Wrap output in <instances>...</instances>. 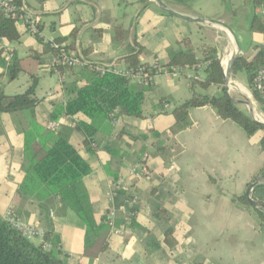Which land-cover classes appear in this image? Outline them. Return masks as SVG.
Wrapping results in <instances>:
<instances>
[{"label":"crops","instance_id":"0c3cea01","mask_svg":"<svg viewBox=\"0 0 264 264\" xmlns=\"http://www.w3.org/2000/svg\"><path fill=\"white\" fill-rule=\"evenodd\" d=\"M18 1L35 18L38 33L15 24L19 40L6 39L12 58L6 59L0 52V92L21 94L35 79L30 98L37 102L33 108L0 111V217L5 218L10 210L18 222L51 231L56 249L69 264H264V230L259 225L258 207L233 200L234 196L246 197L248 187L258 181L261 184L249 195L264 203V179H257L264 165L263 132L247 135L210 106L190 108L188 123L172 132V110L191 95L192 68L156 75L148 84L130 78L129 86L142 94L139 117L117 113L111 117L109 112L108 119L95 114L90 120L80 112L70 117L61 112L53 119V110L75 98L74 90L84 84V78L53 68L51 52L39 58L29 55L39 53L42 43L58 39L61 48L67 47L65 51L82 57L85 64L128 67L122 58L138 51L137 45L142 47L139 64L164 66L182 49L178 42L187 37L197 54L202 44H212L223 60L225 53L221 57L218 43L223 39L221 28L184 21L150 0L147 4L139 0ZM163 1L181 13L227 22L238 37L243 56L251 58L255 46L264 48V34L252 31L250 24L253 12L264 21V10H252L251 0ZM116 28L127 33L115 39ZM13 58L20 71L10 79L8 65ZM25 59L33 63L26 64ZM82 68L73 69L79 72ZM236 82L252 96L246 81ZM50 121H57L59 127L48 129ZM77 121L95 125L91 147H84L80 133L74 130ZM63 128L72 129L69 142L90 169L81 180L90 205V229L58 201L45 210L33 198L18 193L24 175L25 141L37 144L41 139L42 145L49 144L45 135ZM38 147L40 152L43 147ZM144 155L146 173L135 176L131 169ZM115 182H121V188L109 200ZM132 197L136 199L128 204L126 198ZM109 204L116 210L121 234L111 233L103 219ZM127 209L134 212L129 223L124 220ZM155 210H162L166 218L155 216ZM166 231L173 244L165 241ZM30 241L41 242L39 238Z\"/></svg>","mask_w":264,"mask_h":264},{"label":"trees","instance_id":"16d2710c","mask_svg":"<svg viewBox=\"0 0 264 264\" xmlns=\"http://www.w3.org/2000/svg\"><path fill=\"white\" fill-rule=\"evenodd\" d=\"M139 1L148 3V0ZM175 1L180 2L181 0ZM251 6L252 10L257 7H262L264 10V0H251ZM250 24L252 31L264 34V21L254 12ZM126 33L125 30L116 28L114 38L120 39ZM74 34L73 30L71 36L73 37ZM0 35L11 42L18 41L20 38L15 28L14 19L2 12H0ZM58 42V39L54 40V43ZM134 44L136 45V43ZM178 44L182 49L174 52L164 66L183 70L199 64L204 65V69L201 78H189L191 95L172 110L175 124L171 127V131L174 132L178 127L188 123L190 108L210 106L221 119L235 123L247 135L261 130L263 135L260 147L264 151V129L247 115L246 110L237 106L225 94L223 67L217 55V47L212 44H202L198 50L200 51L199 55L196 53L197 50L192 47L189 38H183ZM72 45L73 42L69 44V46ZM136 47H138V51L122 58L128 62L130 67L141 65L137 61V56L142 47L137 45ZM65 48L67 47H63V49ZM60 49L54 48L51 42L42 43V50L39 53L30 52L29 55L39 58L40 54L51 52L53 56H57ZM255 49L257 51L251 58L241 57L235 62L233 73L235 74L237 71L244 73L246 85L264 113V99L252 87V79L264 63V48L255 46ZM53 68L59 72L70 70L73 74L78 73L84 78V84L74 90L75 98L68 99L64 107L53 110L51 116L53 119L57 118L61 112L69 117L80 112L90 120L95 114H100L103 118L108 119V113H112L113 110H116L119 115L136 117L142 115L140 109L142 94L141 91L129 86L130 78L118 76L112 72L100 74L96 70V65L90 63H86L79 72L64 63L56 64ZM19 71L18 63L13 58L8 65L10 79H14ZM35 85L36 80L33 79L30 86L21 94L4 95L0 92V111L12 112L33 108L37 101L30 98V95L34 92ZM212 87L216 88L214 92L210 91ZM74 130L80 133L83 146L91 147L97 132L95 125L92 122L77 121ZM71 131L70 128H63L57 134L47 133L45 139L49 140V144L43 142L42 145L41 139L37 144L32 140L25 141L22 164L24 175L18 193L21 196L33 198L45 210L58 201L62 207L72 209L86 223L87 229H90L92 225L90 205L86 190L81 183L82 178L89 173L90 169L81 154L70 144ZM38 145L43 147L40 152L37 151L39 150ZM257 177V179H264V165L259 169ZM233 200L250 205L244 195L234 196ZM257 214L259 225L264 230V210L258 208ZM154 215L166 218L162 210H155ZM103 219L105 221V217ZM170 235V231H166L165 241L173 244V239H168ZM44 241L50 242L49 250L43 248L41 243L34 244L26 239L19 230L0 217V264H69L56 249L57 240L52 236L51 231L45 232Z\"/></svg>","mask_w":264,"mask_h":264},{"label":"built area","instance_id":"2783aa9c","mask_svg":"<svg viewBox=\"0 0 264 264\" xmlns=\"http://www.w3.org/2000/svg\"><path fill=\"white\" fill-rule=\"evenodd\" d=\"M0 12L14 19L15 24L22 26L24 29L29 32L36 34L37 25L35 18L31 15L29 10L23 5V3L18 0H0ZM52 46L54 48H61L57 43L52 42ZM0 52L4 55L6 59L12 58V49L9 47V43L5 37L0 35ZM64 63L73 68L82 67L85 65L82 57L77 55H71L65 49L61 48L60 52L57 56H54L51 60L52 66L56 64ZM193 74L189 78L199 79L201 78L204 65H196L192 67ZM96 70L100 74H104L105 72H112L118 76H123L126 78H137L141 83H151L153 78L156 75H167L172 72H176V67H166L160 66L156 63L151 65L141 64L137 67H117L115 63H106V64H97ZM252 87L256 90L259 95L264 99V67L260 68L257 73L254 75L252 79ZM116 111L110 113L111 117L115 116ZM47 128L50 130H56L59 127V123L57 121H50L47 123ZM145 158L144 155L138 166L131 169V172L135 176H141L146 173L145 166ZM121 188V182L112 183L109 195V200L112 195ZM136 199V197L126 198V202L130 204ZM134 212L132 210L127 209L124 217L125 223H129L133 218ZM105 222L107 226L110 228V232L113 234H121L122 231L119 229V226L116 223V210L112 207L111 204L108 205L105 211ZM11 226L20 231L22 236L26 239L31 240L33 238H39L40 243L43 248L49 250L51 248L50 242L44 241L45 231L41 228H37L33 225L22 224L18 222L16 217L11 213L10 210L6 212L5 218Z\"/></svg>","mask_w":264,"mask_h":264},{"label":"water","instance_id":"95a60500","mask_svg":"<svg viewBox=\"0 0 264 264\" xmlns=\"http://www.w3.org/2000/svg\"><path fill=\"white\" fill-rule=\"evenodd\" d=\"M152 3L156 4L158 6V8H160L163 12L170 14L174 17H177L179 19H182L184 21L190 22V23H194L197 25H213V26H220L225 28L226 30H228L231 35L233 36L235 43L237 45L238 48V54L236 56H234L228 63V65L225 67V69H223V87H224V91L225 94L227 95V97L232 100L237 106L243 105L247 108L246 112L247 115L255 122H257L263 129H264V122L260 121L257 119L256 117V107L254 105V103L247 98L246 96L243 95V98H238L235 96H232L229 94V90H228V85L233 73V68L235 65V62L243 57L244 53L242 51V48L240 46L238 37L236 35V33L234 32V29L231 25H229L227 22L221 20V19H216V18H208V17H201V16H191L185 13H181L173 8H171L168 4H166V2H164L163 0H150ZM220 64H221V59H219ZM264 67V63L262 64V66L260 68ZM261 182L258 181H254L247 189V191L245 192V195L248 199V201L250 202V204H252L254 207H258L262 210H264V203L257 201V200H253L250 198V190L255 187L260 185Z\"/></svg>","mask_w":264,"mask_h":264},{"label":"rangeland","instance_id":"374dc122","mask_svg":"<svg viewBox=\"0 0 264 264\" xmlns=\"http://www.w3.org/2000/svg\"><path fill=\"white\" fill-rule=\"evenodd\" d=\"M186 2L187 1H189V2H191L190 0H185ZM207 4H209L208 2H206ZM240 32H238V34H239ZM222 40H221V42H218L219 43V49H221L220 50V52H221V57H222V55L224 54V53H227V51H225V48H226V46H228V40H229V36H228V33H224L223 34V36H222ZM242 44H243V46H245V40L244 39H242ZM243 57H247L246 55L245 56H243ZM248 58V57H247ZM24 63H26V64H28V63H30V64H32L33 63V60H31V59H25L24 61H23ZM222 67L225 69V66L224 65H222ZM236 75H234V74H232V76H231V79L234 81V82H236V81H238V80H241V81H245V76H244V73L242 72V71H237L236 73H235ZM7 75H8V73H7ZM236 79H238V80H236ZM213 90V89H212ZM215 90H216V88H215ZM245 92H243V91H240V90H237V89H233V90H229V94L230 95H232V96H235V97H238V98H243V94H244V96H246L247 98H249L253 103H254V105H255V107H256V110H257V113L262 117V118H264V113L261 111V108H260V106L257 104V102L254 100V98L249 94V91L245 88ZM212 92V91H211ZM241 109H244V110H247V108L245 107V106H243V105H240L239 106Z\"/></svg>","mask_w":264,"mask_h":264},{"label":"bare ground","instance_id":"6f19581e","mask_svg":"<svg viewBox=\"0 0 264 264\" xmlns=\"http://www.w3.org/2000/svg\"><path fill=\"white\" fill-rule=\"evenodd\" d=\"M217 27L221 28V30L223 31V33H228V36L231 39V40L230 39L228 40V46H226V48H225V51H227V53H225V56L223 57V60H221V65H224L226 67L228 65L229 61L234 56H236L239 52H238V48H237V45L235 43V40H234L233 36L231 35V33L228 30H226L225 28H223V27H220V26H217ZM234 44H235V47H234ZM232 49H233V51H232V53L230 55L229 52ZM239 83L234 82L232 79H230V82H229V85H228V90L237 89V90H240V91L245 92L246 91L245 88L241 84H239ZM259 114L256 113L257 119L264 122V118H262L263 116L261 117Z\"/></svg>","mask_w":264,"mask_h":264}]
</instances>
